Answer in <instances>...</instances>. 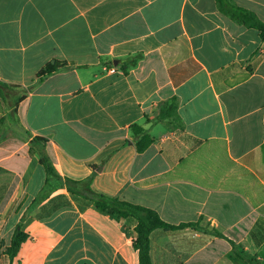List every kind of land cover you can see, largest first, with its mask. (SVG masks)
<instances>
[{
  "label": "crops",
  "instance_id": "obj_1",
  "mask_svg": "<svg viewBox=\"0 0 264 264\" xmlns=\"http://www.w3.org/2000/svg\"><path fill=\"white\" fill-rule=\"evenodd\" d=\"M243 13L264 0H0V264L28 209L13 264H138L133 218L65 188L31 207L32 138L63 177L193 224L153 229L151 264H264V37Z\"/></svg>",
  "mask_w": 264,
  "mask_h": 264
},
{
  "label": "trees",
  "instance_id": "obj_2",
  "mask_svg": "<svg viewBox=\"0 0 264 264\" xmlns=\"http://www.w3.org/2000/svg\"><path fill=\"white\" fill-rule=\"evenodd\" d=\"M242 20L256 26L261 36L264 37V22L260 21L255 16H249L245 13L242 14ZM0 97L2 98L1 90ZM175 105V98L172 97L166 104V109L163 111L164 115L173 114ZM130 132L134 138L137 151L144 150L152 142L151 136L138 124H132ZM28 145L29 154H37L38 163L45 172V181L40 192L41 194L38 196L37 200H32L31 207L35 206L41 199L46 198L58 188H65L71 195L89 200L97 209L103 212L111 213L122 218H133L135 220V238L132 242V246L137 252L138 264H151L149 235L153 229L161 228L164 230H171L189 224L193 225L192 223H180L177 225L168 223L164 221L155 210L149 207L98 192L92 188L90 177L84 179L63 177L47 154L44 142L32 138ZM28 212H30L29 209L26 211V214H28ZM26 214H23L14 225L9 241L4 247L3 253L7 255L9 264H13L12 261L16 256L20 244L27 237V234L23 230V220ZM216 234L220 235L218 232H216Z\"/></svg>",
  "mask_w": 264,
  "mask_h": 264
},
{
  "label": "built area",
  "instance_id": "obj_3",
  "mask_svg": "<svg viewBox=\"0 0 264 264\" xmlns=\"http://www.w3.org/2000/svg\"><path fill=\"white\" fill-rule=\"evenodd\" d=\"M109 70H110V71H114V68H113V67H110Z\"/></svg>",
  "mask_w": 264,
  "mask_h": 264
},
{
  "label": "bare ground",
  "instance_id": "obj_4",
  "mask_svg": "<svg viewBox=\"0 0 264 264\" xmlns=\"http://www.w3.org/2000/svg\"><path fill=\"white\" fill-rule=\"evenodd\" d=\"M9 223V222H8Z\"/></svg>",
  "mask_w": 264,
  "mask_h": 264
}]
</instances>
